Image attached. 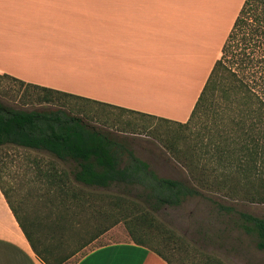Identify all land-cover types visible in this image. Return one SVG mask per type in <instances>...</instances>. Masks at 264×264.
<instances>
[{"label":"trees","instance_id":"1","mask_svg":"<svg viewBox=\"0 0 264 264\" xmlns=\"http://www.w3.org/2000/svg\"><path fill=\"white\" fill-rule=\"evenodd\" d=\"M3 80L32 89L34 99L42 107L14 109L0 101V148L13 144L28 151L48 152L64 162L73 161L76 166L70 175L77 186L92 189L120 186L122 193L114 195L110 211L100 212L110 215L102 234L111 226L125 224L131 241L173 264L163 250L150 243L153 232L161 236L171 234L157 216L162 207H180L188 200L203 197L205 192H237V189L264 203V0L244 2L225 40L222 56L185 123L26 84L7 74H0V81ZM71 101L74 104L67 107ZM99 107L177 124L189 131L183 138L186 149L182 157L178 151L177 158L193 178L158 175L150 164L136 156L127 138L94 122ZM102 123L109 121L104 119ZM33 162L47 186V203L55 206L60 198L68 197L65 175L52 164L43 168L40 160ZM0 187L40 259L45 264H65L69 260L65 246L50 243L42 235L39 223L25 221L1 182ZM72 196L80 199L76 194ZM86 199L91 201L90 197ZM64 208L56 214L57 223L68 221L69 210ZM244 218L247 230L257 235L259 248L264 249V218L251 215ZM62 227L58 224L54 228ZM101 235L97 234L93 240ZM206 258L207 264H220Z\"/></svg>","mask_w":264,"mask_h":264},{"label":"crops","instance_id":"2","mask_svg":"<svg viewBox=\"0 0 264 264\" xmlns=\"http://www.w3.org/2000/svg\"><path fill=\"white\" fill-rule=\"evenodd\" d=\"M245 1L0 0V74L185 123ZM0 264H45L1 187ZM76 264L169 263L123 241Z\"/></svg>","mask_w":264,"mask_h":264},{"label":"rangeland","instance_id":"3","mask_svg":"<svg viewBox=\"0 0 264 264\" xmlns=\"http://www.w3.org/2000/svg\"><path fill=\"white\" fill-rule=\"evenodd\" d=\"M34 97L30 88L20 87L9 80L0 81V101L10 108L29 110L42 107ZM73 104L71 101L67 107ZM96 113L94 122L127 138L136 156L150 164L158 175L174 179L186 175L193 178L177 158L178 151L182 157L186 149L183 138L190 134L189 131L177 124L120 113L111 108L99 107ZM99 117L102 118L100 122ZM104 119L109 123H102ZM35 160H40L43 168L52 164L65 175L66 192L70 195L67 193L68 197L60 198L55 206L46 201L47 186L39 177ZM75 166L73 161H61L48 152L28 151L13 144L0 148L2 189L25 221L39 223L42 235L50 243L65 246L69 256L65 264H76L98 246L132 240L125 224L111 226L102 234L103 227L108 225L106 218L110 216L104 212L110 211L114 195L122 193L120 186L109 189L77 186L70 175ZM235 191L205 192L203 197L188 200L180 207H162L157 216L171 234L161 236L153 232L151 245L163 250L173 264H207L206 257L218 260L220 264H264V249L259 248L257 235L247 230L244 218V215L264 218V203L243 190ZM132 193L136 195V192ZM74 194L83 198L77 200L72 196ZM62 201H66L63 204L69 210L68 221L57 223L56 214L65 210ZM58 224H62L61 230L55 229ZM97 234L102 235L93 240Z\"/></svg>","mask_w":264,"mask_h":264}]
</instances>
